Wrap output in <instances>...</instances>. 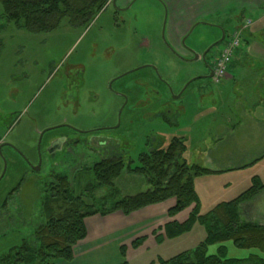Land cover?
<instances>
[{"label":"rangeland","instance_id":"obj_1","mask_svg":"<svg viewBox=\"0 0 264 264\" xmlns=\"http://www.w3.org/2000/svg\"><path fill=\"white\" fill-rule=\"evenodd\" d=\"M207 1L200 5L198 0H139L128 13L125 26L112 21L113 9L106 7L88 23L66 18L53 32L39 34L8 25L0 8V143L5 145L0 149V178L5 172L0 182V257L31 240L35 226L44 222L40 204L43 188L54 180L51 172L68 175L73 195L99 208L146 193L152 188L145 177L126 171L114 182V189L88 192L96 183L94 163L102 159L99 142L111 138L113 148L134 160L136 166L141 154L167 146L174 137H191L198 126L194 116L201 100L237 99L233 84L225 93L221 92L223 84L210 79L188 86L207 73L205 50L218 42L223 32L230 35L250 16L239 10L234 0ZM222 48L215 49L216 56ZM196 56L200 58L195 60ZM149 67L155 68L165 83L161 95L144 81L152 74ZM75 76L80 78L69 85V77ZM122 77L125 79L110 87ZM122 85L134 89L135 95L132 90L123 95ZM220 104L204 105V110L213 106L219 112L208 111L215 119L207 117L200 123L207 135L216 133L213 128L222 125L228 113L234 114L236 107ZM61 124L89 132H66L72 141L78 140L68 146L82 152L83 159L74 164L59 155V159H50L55 169L45 163L40 172L33 173L28 165H34L39 154L48 156L47 144L56 134H47L40 148L39 135ZM113 126H117L115 131L92 132ZM94 138L97 141L91 143ZM9 145L19 156L15 157ZM219 148L232 151L233 146L227 143L216 150ZM9 213L15 217L13 223L4 224ZM202 240L197 230L188 242L175 247L177 251L169 244L154 249L130 247L123 257L119 249L118 255L110 256L104 264H160L161 258L196 249Z\"/></svg>","mask_w":264,"mask_h":264},{"label":"trees","instance_id":"obj_2","mask_svg":"<svg viewBox=\"0 0 264 264\" xmlns=\"http://www.w3.org/2000/svg\"><path fill=\"white\" fill-rule=\"evenodd\" d=\"M112 0H0L1 18L7 24L29 33H51L66 18L73 22L79 19L88 23ZM186 144L183 138L174 137L167 146L158 147L134 160L118 151L113 158L94 165L95 184L89 191L113 188L114 182L126 171L144 176L151 190L136 196L126 197L111 206L101 208L88 205L83 198L71 191L68 175H52L54 180L43 188L40 213L45 218L35 226L32 238L0 257V264H55L56 261L72 262L74 247L88 235L85 220L95 215L108 216L122 213L129 216L149 206L175 199L176 206L169 211L174 218L194 206L190 218L183 224L176 221L167 224L163 231L154 233L158 244L175 240L192 232L199 223L205 228L206 239L194 250H189L170 259L161 258L160 264H264V226L241 220L240 205L256 197L264 184L256 177L251 188L236 200L218 205L206 215L201 214V204L195 189V180L214 172L198 165H189L184 158ZM10 220V219H9ZM13 223L10 220V224ZM147 238L136 240L132 247L139 248ZM232 242L242 250H257L262 256L246 261L228 259L225 248L218 255H208L210 246ZM127 247H122L126 257ZM127 264V263H125Z\"/></svg>","mask_w":264,"mask_h":264},{"label":"crops","instance_id":"obj_3","mask_svg":"<svg viewBox=\"0 0 264 264\" xmlns=\"http://www.w3.org/2000/svg\"><path fill=\"white\" fill-rule=\"evenodd\" d=\"M205 1L207 0H198V3L203 5ZM210 1L212 0L207 2ZM230 1L232 0L229 3ZM234 1L238 2L239 10H244L251 17L244 18L240 23L239 28L245 26L243 44L223 82L221 92H227L230 84H233L239 96L231 101L225 98L216 99L212 103L213 100H201L195 108L199 112L194 116L198 126L189 139L180 137L187 147L184 155L187 163L214 172L195 180L202 215L210 213L220 204L236 200L251 188L254 178L258 177L264 184V0ZM219 103L221 106L230 104L236 107L232 109L234 114L228 113L225 122L217 129L213 128L216 133L207 135L200 129V123L207 117L215 119L216 115L209 114L208 111L219 112L213 106L204 110V105L216 106ZM227 143L232 144V151L220 150L221 148L216 150V147ZM175 206L176 200L171 199L129 216L114 213L87 218V238L74 247V260L70 264H104L109 261L110 256L118 255L119 249L122 255V247L130 248L141 238L147 240L140 248L154 249L169 244L173 249L188 242L189 237L198 230L203 236L202 243L206 239V231L199 223L189 234L175 240H166L162 244L157 243L154 236L156 231L164 234L163 229L167 224L174 221L185 223L194 209L192 206L172 218L169 211ZM240 215L243 222L264 226V189L256 197L240 205ZM221 247L225 248L228 259L246 261L262 256L257 250L241 254L242 249L232 242L210 246L208 255H218Z\"/></svg>","mask_w":264,"mask_h":264},{"label":"flooded vegetation","instance_id":"obj_4","mask_svg":"<svg viewBox=\"0 0 264 264\" xmlns=\"http://www.w3.org/2000/svg\"><path fill=\"white\" fill-rule=\"evenodd\" d=\"M139 0H116V2H114V0H112L110 3H108L106 5L107 8H112L113 9V14H112V21L120 24V25H127L128 21H129V16H128V13L130 11L133 10L135 4L138 2ZM105 7V8H106ZM229 35L228 33L225 31L223 32V36L222 38L214 43L213 45H211L207 50H205L204 54H206L205 58H204V61H205V64H206V69H207V73L206 75L204 76H210L211 74H213L214 76V73H215V62L217 60V58L219 57V55L216 56V53H215V49L217 47H224V45L226 44V41L228 39ZM223 49V48H222ZM222 51V50H221ZM220 51V52H221ZM204 56V55H203ZM210 58H213V62L210 61ZM151 69V72L152 74L148 77H144V81L150 85L152 88H156L158 91H155L156 92V95L159 94L161 95L160 93V88H161V85L162 84H165L164 82H162V80L159 78V75L156 73V69L155 68H152V67H149ZM204 76H201V77H204ZM80 77L79 76H75V77H69V82L70 84L69 85H74L76 82L75 80H78ZM124 77L122 78H118L116 80H113L112 83H111V88H113V86L115 85V82L120 80V79H123ZM213 78V77H212ZM210 79V80H213V79ZM125 79V78H124ZM197 80H202V79H197ZM196 81V80H195ZM194 82V81H193ZM122 94L123 95H127L126 92L130 93V91L132 90V92L134 91V89H130L129 87H127L128 85H122ZM133 94L135 95V91L133 92ZM117 126H113V127H105L104 129H97V130H92V132H100V131H115L117 128ZM66 132H73V133H79V134H84V133H89V132H81L79 131L78 129L68 125V124H61V125H58L56 127H53V128H50V129H47L45 130L44 132H42L39 136V148H40V144L42 143V141L44 140V137L47 135V134H56L54 137H51L49 142H48V147L46 149V152L48 154L47 157L49 158H45L43 156V154H39V158L36 162H34V165H28L29 169L33 172V173H37V172H40V169L41 167L46 163V165H49L51 167H53L55 169V162L51 163L50 162V159L53 158V159H57V156H58V159H59V155H63V156H67L69 157L71 160H73L74 164H77L79 163L83 158V154L82 152H77L75 149H73V147H70L68 146L69 143H72V144H77L78 143V140H71L69 138V135L66 133ZM50 134V135H51ZM97 141L95 138L92 139L91 143ZM112 139L111 138H107L106 140L104 141H100L99 142V146L102 148V150L98 151V152H101L100 155H101V160L94 163V165L100 163L101 161H105V160H108L110 158H113L114 156H116L118 154V151L115 150L113 148V146L111 145L112 144ZM2 145V146H1ZM5 145L0 143V149L2 147H4ZM9 148L12 149V153L15 155V157L19 156V153L17 152V150L12 146V145H9ZM13 157H10V159L12 160ZM12 161H15L14 158ZM49 162V163H48ZM27 163V162H25ZM67 162H65L63 165H67L66 164ZM6 165H7V162H6ZM53 171V169H52ZM51 175H54L55 176V173L53 174V172H51ZM5 176V172L3 173V175L1 176L0 178V182L2 181V179L4 178ZM14 193V192H13ZM4 212H2V214L4 213V215L6 214V208H7V201L4 203ZM10 214V213H9ZM11 215V214H10ZM12 217L15 218L13 215L10 216V220H12ZM10 220H5L4 221V224H10Z\"/></svg>","mask_w":264,"mask_h":264},{"label":"built area","instance_id":"obj_5","mask_svg":"<svg viewBox=\"0 0 264 264\" xmlns=\"http://www.w3.org/2000/svg\"><path fill=\"white\" fill-rule=\"evenodd\" d=\"M249 24V23H248ZM248 26V25H246ZM245 26L234 30L228 37L219 57L215 62V73L213 82L221 84L224 82L235 60L237 52L241 49L244 39Z\"/></svg>","mask_w":264,"mask_h":264},{"label":"water","instance_id":"obj_6","mask_svg":"<svg viewBox=\"0 0 264 264\" xmlns=\"http://www.w3.org/2000/svg\"><path fill=\"white\" fill-rule=\"evenodd\" d=\"M114 2H116V0H114ZM205 56H206V54H204L203 58H205ZM199 58H200V56H196V57H195V60H198ZM212 77H213V74H211L210 76L198 77V78L192 80V81L188 84V86H189L193 81H195V80H197V79H211ZM188 86H187V87H188ZM187 87H186V88H187ZM186 88H185V89H186Z\"/></svg>","mask_w":264,"mask_h":264}]
</instances>
